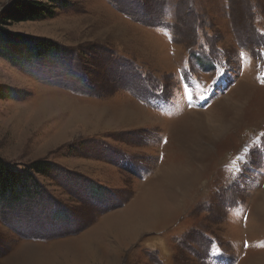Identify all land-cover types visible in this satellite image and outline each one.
Masks as SVG:
<instances>
[{
	"label": "rangeland",
	"instance_id": "rangeland-1",
	"mask_svg": "<svg viewBox=\"0 0 264 264\" xmlns=\"http://www.w3.org/2000/svg\"><path fill=\"white\" fill-rule=\"evenodd\" d=\"M65 2L6 25L61 52L0 56V264H264V0Z\"/></svg>",
	"mask_w": 264,
	"mask_h": 264
},
{
	"label": "trees",
	"instance_id": "trees-1",
	"mask_svg": "<svg viewBox=\"0 0 264 264\" xmlns=\"http://www.w3.org/2000/svg\"><path fill=\"white\" fill-rule=\"evenodd\" d=\"M65 4V0H13L12 5L0 13V56L13 63H21L59 54L60 48L50 40L11 31L6 25L11 21L52 16L56 6ZM10 96V91L0 86V97ZM43 165L41 161H35L30 166L18 168L0 157V198L30 192L36 187L34 172L42 171Z\"/></svg>",
	"mask_w": 264,
	"mask_h": 264
},
{
	"label": "snow or ice",
	"instance_id": "snow-or-ice-1",
	"mask_svg": "<svg viewBox=\"0 0 264 264\" xmlns=\"http://www.w3.org/2000/svg\"><path fill=\"white\" fill-rule=\"evenodd\" d=\"M248 245H247V242H245V247H247Z\"/></svg>",
	"mask_w": 264,
	"mask_h": 264
}]
</instances>
